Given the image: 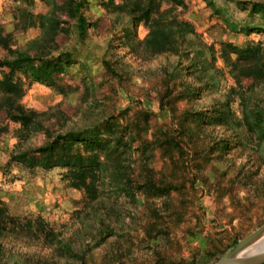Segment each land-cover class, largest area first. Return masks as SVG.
<instances>
[{
  "label": "rangeland",
  "instance_id": "obj_1",
  "mask_svg": "<svg viewBox=\"0 0 264 264\" xmlns=\"http://www.w3.org/2000/svg\"><path fill=\"white\" fill-rule=\"evenodd\" d=\"M27 2L0 0V24L14 33L17 46L39 35L38 27L14 28L24 22L23 10H47L40 0L26 7ZM100 10L92 5L86 15ZM174 14L189 22L195 34L174 29L180 38L176 49L186 52L182 62L174 55L146 53L149 29L143 21L133 25L122 18L110 31L90 29L82 42L76 28L71 30L66 48L73 53L64 77L72 82L69 76L90 73L97 82L106 80V88L118 91L120 108L131 106L130 117L137 101L157 112L166 82L178 85L176 93L187 86L190 102L176 105L199 116L198 124L176 130L184 155L173 162L160 152L147 161L135 154L123 179L99 189L97 200L86 208L84 194L64 178L65 169H27L9 160L19 125L8 122V131L0 135V220L3 210L10 219L42 217L60 232L63 247L51 259L48 247L33 242L25 248L7 232L0 240L6 254L30 257V263L45 256L47 264H213L264 223V75L257 78L264 74V0H182ZM221 48L235 61L236 76ZM108 50L114 73L102 68ZM74 98L34 82L20 103L40 112ZM226 109L231 119L210 124L209 112ZM166 116L161 115L158 127L168 122ZM158 127L149 130V139L162 132ZM42 138L33 136L24 148ZM126 141L139 144L137 136Z\"/></svg>",
  "mask_w": 264,
  "mask_h": 264
},
{
  "label": "trees",
  "instance_id": "obj_2",
  "mask_svg": "<svg viewBox=\"0 0 264 264\" xmlns=\"http://www.w3.org/2000/svg\"><path fill=\"white\" fill-rule=\"evenodd\" d=\"M28 1L25 3L26 7L34 4V0ZM40 2L47 7L45 12L33 14L30 9L25 8L24 22L14 23V28H19V32L29 27L39 28V35L22 46H17L14 33L0 24V135L8 131V122L18 124L19 128L14 134V151L9 160L27 169H65L64 178L84 194L86 208H89L97 200L99 189L109 186L116 179H123L124 172L128 169L126 164L135 154L142 156L143 161L155 156L157 152L171 161L177 155H184L185 152L179 149L182 143L175 135L176 130L182 124H198L199 115L188 107L179 109L176 105L181 100L190 102L185 94V85H181V91L176 93L178 85L166 82L163 84L165 91L158 98L157 112L143 108L141 102L137 101L138 106L130 117L128 113L131 112V106L120 108L118 91L112 85L106 88V80L97 82L90 73H86L79 79L69 76L72 81L69 82L64 76L67 75L66 70L73 53L66 48L71 30L76 28L82 42L90 29L110 31L113 23L119 19L127 18L133 25L143 21L149 29L144 39L145 52L150 55H174L179 62L183 61L186 52L176 49L174 43L180 38L179 30L175 33L174 29L185 27L184 31L193 36L195 34L189 22L179 21L174 14L176 6L182 4V0ZM92 5L101 10L97 14L91 12L88 17L86 12ZM163 6L167 8L162 9ZM18 16V19L22 18V15ZM221 51L222 57L233 65L232 73L236 76L235 61L224 48ZM107 54L102 60V68L107 73H114L110 65V50ZM211 55L215 60L213 51ZM255 74L249 75L253 79ZM262 75L264 74L259 72L257 78H262ZM34 82L53 87L65 98H75L73 102L65 99L40 112L29 109L20 101L25 90ZM102 89H107L108 92ZM106 109L111 111L105 112ZM165 112L168 122L163 121L158 127L157 123ZM225 112H209L206 117L211 121L210 124H223L228 118H232L230 110L226 109ZM254 121L261 123L257 118ZM155 127H162V132L157 136L151 134L152 139H149L148 132ZM37 134L42 135L41 142L24 148V144ZM135 136L139 140L137 146L126 141ZM144 167L141 166L138 170ZM3 211L0 240L7 237V232H11L16 243L25 248L33 246L35 242L51 249L48 254L54 255L49 257L51 259L62 251L60 232H56L42 217L34 220L19 217L10 219ZM7 223L12 224L7 226ZM23 256L6 254V244L0 241V264H47L50 261L44 256L43 259L30 263L31 258Z\"/></svg>",
  "mask_w": 264,
  "mask_h": 264
},
{
  "label": "water",
  "instance_id": "obj_3",
  "mask_svg": "<svg viewBox=\"0 0 264 264\" xmlns=\"http://www.w3.org/2000/svg\"><path fill=\"white\" fill-rule=\"evenodd\" d=\"M264 237V223L257 229L238 240L213 264H261L264 262V249L249 252L248 248Z\"/></svg>",
  "mask_w": 264,
  "mask_h": 264
},
{
  "label": "bare ground",
  "instance_id": "obj_4",
  "mask_svg": "<svg viewBox=\"0 0 264 264\" xmlns=\"http://www.w3.org/2000/svg\"><path fill=\"white\" fill-rule=\"evenodd\" d=\"M260 249H264V237H262L261 239H258L256 242L253 243V245L250 246V248H248L249 252H255L258 251Z\"/></svg>",
  "mask_w": 264,
  "mask_h": 264
}]
</instances>
